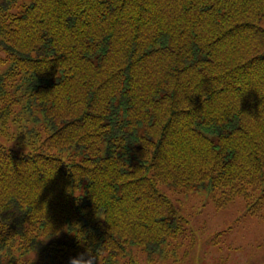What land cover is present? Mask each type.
Returning <instances> with one entry per match:
<instances>
[{"label": "trees", "instance_id": "16d2710c", "mask_svg": "<svg viewBox=\"0 0 264 264\" xmlns=\"http://www.w3.org/2000/svg\"><path fill=\"white\" fill-rule=\"evenodd\" d=\"M263 24L264 0H0V264H69L81 232L97 264L179 255L167 184L264 214Z\"/></svg>", "mask_w": 264, "mask_h": 264}, {"label": "rangeland", "instance_id": "374dc122", "mask_svg": "<svg viewBox=\"0 0 264 264\" xmlns=\"http://www.w3.org/2000/svg\"><path fill=\"white\" fill-rule=\"evenodd\" d=\"M1 129L0 125V143L18 149L8 136H18L13 127L9 133ZM160 190L188 224L177 246L179 255L165 250L154 264H264V214L253 213L244 197L225 203V190L211 186L186 191L167 184ZM133 257L142 264H152L140 251H134L127 260Z\"/></svg>", "mask_w": 264, "mask_h": 264}, {"label": "clouds", "instance_id": "9594fccd", "mask_svg": "<svg viewBox=\"0 0 264 264\" xmlns=\"http://www.w3.org/2000/svg\"><path fill=\"white\" fill-rule=\"evenodd\" d=\"M8 227V224L5 226ZM82 244H86L84 251H81L78 255L69 258V264H97L98 256L95 251V247L91 244H87V234L81 232L78 238Z\"/></svg>", "mask_w": 264, "mask_h": 264}]
</instances>
